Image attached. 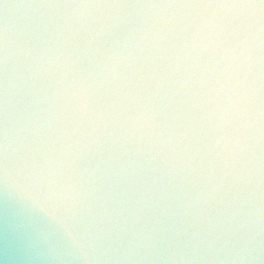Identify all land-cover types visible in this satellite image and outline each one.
Returning <instances> with one entry per match:
<instances>
[{"label":"clouds","instance_id":"1","mask_svg":"<svg viewBox=\"0 0 264 264\" xmlns=\"http://www.w3.org/2000/svg\"><path fill=\"white\" fill-rule=\"evenodd\" d=\"M0 264H264V0H0Z\"/></svg>","mask_w":264,"mask_h":264}]
</instances>
